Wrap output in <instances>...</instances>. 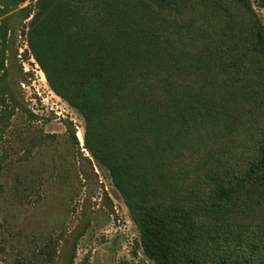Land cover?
<instances>
[{
	"label": "trees",
	"instance_id": "1",
	"mask_svg": "<svg viewBox=\"0 0 264 264\" xmlns=\"http://www.w3.org/2000/svg\"><path fill=\"white\" fill-rule=\"evenodd\" d=\"M126 3L37 0L28 14L35 59L83 116L86 148L110 172L149 258L264 264V220L251 221L262 208L253 198L264 195V28L251 1L138 0L155 15L201 7L215 17L180 27L183 48L170 53L174 33L163 41L160 26L130 25ZM5 71L1 59L0 82ZM201 77L210 82L198 89L179 79ZM12 111L1 110L0 137Z\"/></svg>",
	"mask_w": 264,
	"mask_h": 264
},
{
	"label": "rangeland",
	"instance_id": "2",
	"mask_svg": "<svg viewBox=\"0 0 264 264\" xmlns=\"http://www.w3.org/2000/svg\"><path fill=\"white\" fill-rule=\"evenodd\" d=\"M36 1L0 0V60L6 67L0 117L3 108L13 110L0 137V264H157L145 254L138 226L110 172L86 148L83 116L53 91L33 55V14H28ZM250 1L264 28V7ZM126 2L130 25L160 26L163 41L170 30L174 33L164 44L168 53L183 48L175 33L180 27L190 29L194 22L205 28L212 24L208 19H215L201 7L176 19L143 12L138 0ZM186 57L183 49L180 59ZM179 79L196 89L210 82ZM191 88L182 90L188 94ZM204 91L212 89L207 85ZM164 191L184 194L181 188ZM259 201L262 208L251 213L252 222L260 216L264 220V195L252 202Z\"/></svg>",
	"mask_w": 264,
	"mask_h": 264
}]
</instances>
